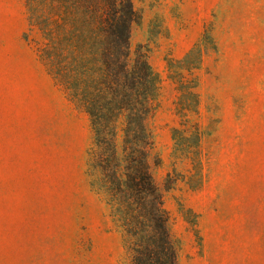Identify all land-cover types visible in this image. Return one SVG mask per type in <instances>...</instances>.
Here are the masks:
<instances>
[{
    "label": "rangeland",
    "instance_id": "374dc122",
    "mask_svg": "<svg viewBox=\"0 0 264 264\" xmlns=\"http://www.w3.org/2000/svg\"><path fill=\"white\" fill-rule=\"evenodd\" d=\"M133 3L132 47L162 80L151 164L180 264H264V0ZM28 28L24 0H0V264H119L85 173L89 118Z\"/></svg>",
    "mask_w": 264,
    "mask_h": 264
},
{
    "label": "trees",
    "instance_id": "16d2710c",
    "mask_svg": "<svg viewBox=\"0 0 264 264\" xmlns=\"http://www.w3.org/2000/svg\"><path fill=\"white\" fill-rule=\"evenodd\" d=\"M24 3L25 40L67 100L89 118L85 173L120 237L119 264H180L165 205L169 177L161 189L151 164L162 80L147 46L132 47L139 21L133 0Z\"/></svg>",
    "mask_w": 264,
    "mask_h": 264
}]
</instances>
